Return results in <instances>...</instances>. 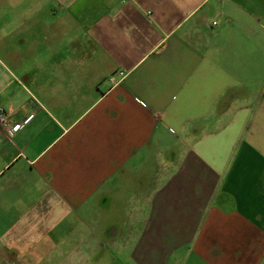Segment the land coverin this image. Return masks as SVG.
<instances>
[{"label": "crops", "instance_id": "0c3cea01", "mask_svg": "<svg viewBox=\"0 0 264 264\" xmlns=\"http://www.w3.org/2000/svg\"><path fill=\"white\" fill-rule=\"evenodd\" d=\"M1 36L0 264L113 215L137 264H264V0H0Z\"/></svg>", "mask_w": 264, "mask_h": 264}, {"label": "rangeland", "instance_id": "374dc122", "mask_svg": "<svg viewBox=\"0 0 264 264\" xmlns=\"http://www.w3.org/2000/svg\"><path fill=\"white\" fill-rule=\"evenodd\" d=\"M3 37H0V52L4 51V41ZM1 55V53H0ZM115 203H112L109 206V209H115ZM96 213V212H94ZM121 220V219H118ZM116 219L113 217L110 218H95L93 217L91 224L98 229H101L102 234L96 235L94 237L97 239L95 244H91L85 250H81L82 256L81 259L78 260L80 264H137L136 256L133 257V250L130 249V244L126 242L127 236L121 234L119 239L111 240L106 234H104L103 230H107V228L111 225L115 227ZM77 227L79 225L77 224ZM108 234V233H107ZM81 237L85 236L84 234H80ZM100 239V240H99Z\"/></svg>", "mask_w": 264, "mask_h": 264}, {"label": "built area", "instance_id": "2783aa9c", "mask_svg": "<svg viewBox=\"0 0 264 264\" xmlns=\"http://www.w3.org/2000/svg\"><path fill=\"white\" fill-rule=\"evenodd\" d=\"M120 78L117 79L116 77H114L113 75L110 76V81L112 82L113 85H117L121 82V80L125 77V73L123 71L119 72Z\"/></svg>", "mask_w": 264, "mask_h": 264}]
</instances>
